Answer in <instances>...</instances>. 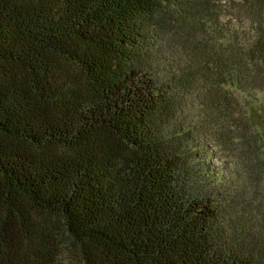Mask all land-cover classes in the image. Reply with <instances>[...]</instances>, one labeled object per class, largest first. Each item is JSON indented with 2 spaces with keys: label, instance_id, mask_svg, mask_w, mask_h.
Here are the masks:
<instances>
[{
  "label": "trees",
  "instance_id": "1",
  "mask_svg": "<svg viewBox=\"0 0 264 264\" xmlns=\"http://www.w3.org/2000/svg\"><path fill=\"white\" fill-rule=\"evenodd\" d=\"M0 264H264V0H0Z\"/></svg>",
  "mask_w": 264,
  "mask_h": 264
},
{
  "label": "rangeland",
  "instance_id": "2",
  "mask_svg": "<svg viewBox=\"0 0 264 264\" xmlns=\"http://www.w3.org/2000/svg\"><path fill=\"white\" fill-rule=\"evenodd\" d=\"M227 13L229 14V11H227ZM235 14H234V12H232V18H233L232 23L236 24L237 27L240 28V30H242V31H248V30H250L251 27H250L249 21L247 20L246 16L243 17V18H239V19L236 20ZM230 17H231L230 14L229 15H226L225 18H223V20L224 21H227Z\"/></svg>",
  "mask_w": 264,
  "mask_h": 264
}]
</instances>
